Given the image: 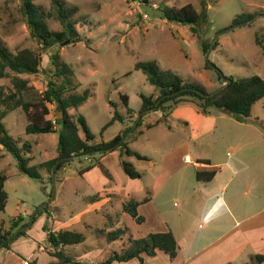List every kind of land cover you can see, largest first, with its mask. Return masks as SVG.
I'll return each instance as SVG.
<instances>
[{
  "label": "rangeland",
  "instance_id": "1",
  "mask_svg": "<svg viewBox=\"0 0 264 264\" xmlns=\"http://www.w3.org/2000/svg\"><path fill=\"white\" fill-rule=\"evenodd\" d=\"M63 1L66 2L67 7L77 10L74 19L82 42L71 43L65 47L58 44L46 50L32 37L21 11L20 0H0V39L12 53L30 49L42 59V71L39 75L24 76L33 88L28 99L38 97L45 92L51 71L54 70L51 55L60 52L62 61L75 72L76 81L81 85L79 91L88 89L91 92L86 104L78 110H70L69 113L75 117L82 115L86 118L97 142H110L129 127L135 126L134 123L143 107L142 96L159 97L158 89L148 82L141 71L135 70L138 63L156 62L163 70L173 71L185 81L203 86L209 93L221 89L222 78H219L216 70L208 67L201 43H212L218 34L231 28L238 16L257 15L253 24L240 27L220 37L219 45L210 56V63L227 78L233 77L236 80L264 78V0ZM53 2L54 0H36L35 3L47 14H51L54 12ZM186 5H193L200 13H204L206 9L209 16L210 23L201 26L197 35H194L189 27L169 23L160 11L162 7L182 8ZM48 24L52 31L63 30L60 22L54 17L49 19ZM257 37L261 40L262 46L257 45ZM0 86L11 90L13 88L9 79L1 81ZM125 95L129 98V108L135 111L132 117L127 115V107L122 99ZM50 110L49 119L53 121L59 119L60 112L56 110V106L51 105ZM116 110L126 118L125 123L117 122L102 132L112 120ZM156 117V112H152L132 138H128L131 132L127 135L129 148L149 158L150 162L129 157L121 150L107 155L99 153L75 159L56 174L55 197H51L54 189L51 180L53 171L46 167L39 169L43 177L42 186L40 182L23 176L18 169L16 159L0 146V172L8 176L5 187L9 195L8 206L5 213H0V225L4 227L5 232L11 231L13 223H20V218L25 219L23 224L30 223L28 217L38 208L46 205L48 214L45 216L47 215L48 219L51 217L55 219L50 230L78 231L87 237L86 243L68 248V254L80 260L77 257L94 249L92 246L103 244L105 250L103 259L90 263L102 264L112 253L121 254L129 249L131 240L143 237L147 231L158 229L156 218L153 216H147L146 225L140 226L129 215L124 214V206L129 202L124 204L111 193L110 185L104 186L108 173L105 174L101 165L113 173L116 182L122 184V187L126 188L124 185L131 187L125 195L130 193L135 199L141 198L146 195L145 188L151 186L149 196L153 198L156 195L159 203H163L167 220L173 222L184 217L190 225L193 224L196 216L192 214L188 217V211L175 204L172 205L170 200L172 197H179L182 202L186 200H189V203L194 202L195 168L186 163L185 156L189 153L194 158L200 152V155H206L208 149L202 150L199 145L185 143L187 138L184 128L173 121L153 129L147 128ZM4 123L9 134L15 140L21 141V147L24 144L31 145V154L28 155L31 159V167H39L58 158L59 135H27L28 121L21 109L10 113ZM81 136L84 138L83 133ZM242 146V143L238 145V151ZM98 162H101V165L90 172L87 178L85 174H81L83 170L97 165ZM123 162L132 163L142 174V180L130 181L123 172ZM171 172H176L180 177L185 176L187 182L184 188L177 186L175 189L172 188L171 182L168 189L172 188L173 191L167 199L166 186L160 193L157 191V195L153 184L162 174L169 175ZM246 189V187L242 188L239 198L245 205H250L254 200L253 190L251 195L242 194ZM92 195L99 197L100 200L106 198L107 210L76 217V214L85 209L80 200L81 196ZM127 197L125 196V199ZM86 202L89 200L86 199ZM249 208L244 210L245 215L249 210L254 215L257 213L256 205L253 210ZM75 218L77 221L73 223ZM118 229H128L129 233L122 239L110 243L107 235ZM32 230L37 240L42 238V230L40 232L37 226ZM20 239H18L20 240L18 246H22L20 250L25 254L32 253L34 250L32 243ZM45 249L50 250V246L46 245ZM261 254H264V249L261 250ZM164 256L161 254L159 258L150 260V263L163 264L167 261ZM248 259H241L239 262L259 264L254 258L247 261ZM1 260H4L5 264H20L16 256L6 250L2 251Z\"/></svg>",
  "mask_w": 264,
  "mask_h": 264
},
{
  "label": "trees",
  "instance_id": "2",
  "mask_svg": "<svg viewBox=\"0 0 264 264\" xmlns=\"http://www.w3.org/2000/svg\"><path fill=\"white\" fill-rule=\"evenodd\" d=\"M22 3V14L24 15L32 37L46 49L54 48L58 44L66 41L75 43L80 39V33L77 29L75 15L77 10L67 7L63 0H54L51 14H47L41 7L36 5V0H20ZM147 2V0H146ZM161 13L163 18L169 23L189 27L194 35L198 34L199 28L210 23L209 16L206 12L200 13L193 5H186L182 8L162 7ZM52 17L56 18L63 27L61 32L52 31L48 21ZM257 15H241L232 23L239 25L254 20ZM1 21V13H0ZM256 43L262 46L261 40L257 37ZM212 43H201L204 54L206 55ZM219 43L216 44L217 47ZM215 50V48H214ZM54 70L51 71V78L48 82L47 89L38 97L29 98L32 91L29 80L24 76H37L42 71V59L30 49L20 50L12 53L0 39V82L10 80L12 90L5 86H0V146L11 154L17 161V166L23 176L34 181L40 182L43 186V177L39 172L40 168H48L53 171L59 161H62L57 169L58 174L67 167L73 160L95 154L113 153L121 150L122 153L129 157H135L139 161L150 162V159L132 151L129 148L127 139H123L133 129V126L126 129L110 142H97L96 136L91 132L87 120L84 116L77 117L71 115L70 110H78L88 102L91 97L90 90L79 91L81 85L77 83L74 70L61 59L60 52L51 55ZM136 71H141L148 82L156 87L160 93L158 98L153 96H142L143 107L139 112L141 120L138 128L133 131L128 138L143 125L144 120L156 108L160 99L164 98L155 112H161L162 118L155 123L148 124L147 128L153 129L161 124H168L170 116L174 109L183 104H193L197 107L198 112L208 115L212 109L222 111L233 117L240 123H247L253 118V107L264 99V78L252 77L245 79H234L225 77L229 84L224 90L211 96L212 93L198 84L185 81L181 76L173 71L163 70L156 62L138 63ZM221 79V72L216 70ZM124 105L127 107V115L132 117L135 111L129 108L128 96H122ZM55 105L58 112L63 111V119L55 121L49 119L51 115L50 106ZM21 109L28 121L26 133L29 136H40L48 134H58V158L41 166H30L31 145L24 144L20 146L21 141L15 140L8 132L4 120L8 115L16 110ZM138 120V119H137ZM124 118L117 110L112 120L102 129L105 132L109 127L117 122L125 123ZM137 122V121H136ZM134 123V125L136 124ZM83 133L84 138L81 136ZM1 161V160H0ZM100 165L91 166L81 172L82 175L93 171ZM123 171L130 180H141L142 174L137 171L135 166L129 162H123ZM107 172H105L106 174ZM109 176V175H108ZM216 176V172L197 174L199 182H211ZM53 181V178L51 179ZM8 176L0 172V213H5L9 195L5 189ZM54 189L51 197H53ZM99 197L90 198V201L97 202ZM150 201V198L143 202L130 201L124 206V213L128 214L137 224H143L145 218L139 215L138 208L141 204ZM48 214V206L38 211L34 219V225L40 217ZM31 219V215L28 217ZM20 223L15 222L11 231L5 232L4 227L0 225V247L2 251H10L13 243L22 237H28L27 231L21 232L16 238H10L21 228L29 225L24 223L25 219L20 218ZM43 231L47 235V241L50 246L48 254L56 261L50 264H83L82 260H76L68 254L67 249L86 243L85 234L78 231H52L46 226ZM129 230L118 229L107 235V240L114 243L124 237ZM158 252H163L174 262L179 255V246L177 239L172 231L167 233L150 234L145 238L134 239L130 241L129 249L123 253H112L108 260L102 264H131L138 261L139 264H146L145 257L155 258ZM254 260L259 264H264V255H257Z\"/></svg>",
  "mask_w": 264,
  "mask_h": 264
},
{
  "label": "crops",
  "instance_id": "3",
  "mask_svg": "<svg viewBox=\"0 0 264 264\" xmlns=\"http://www.w3.org/2000/svg\"><path fill=\"white\" fill-rule=\"evenodd\" d=\"M252 113L251 121L240 123L228 114L216 109H212L208 115H203L198 112L197 107L193 104H183L173 110L169 120L184 128L187 138L185 143L199 145L203 148L202 150L208 149L206 155H200V152L194 158L189 153L185 156L186 163L195 168L194 202L189 203V200L182 202L179 197H172L170 200L172 205L175 204L188 211V217H191L192 214L196 216L191 225L188 220L185 221L184 217L173 222L167 220L163 203H159L156 195L153 198L149 196L151 186L145 188L146 195L141 198L135 199L130 193L125 195L131 187L124 185L125 188L121 186L122 184H118L113 173L105 169L100 162L104 172L109 175L107 176L108 179L104 180V186L110 185L111 193L122 200L124 204L130 201L143 202V200L150 198V201L141 204L138 208L139 215L145 218V222L138 225H146V217L153 216L156 218L155 223L158 229L147 231L143 237L137 239L145 238L150 234L169 231H172L177 239L179 255L174 262L163 252H158L155 258L145 257L146 264H154L150 263V260L159 258L161 254L165 255L167 260L163 264H242L243 262H239L241 259L249 258L247 260L249 261L257 255H264L261 254V250L264 249V99L253 107ZM156 116L152 123L160 120L163 115L161 112H156ZM239 142L243 145L239 149L240 151H238ZM199 172H216V176L211 182H199L197 179ZM89 173H85V178ZM184 177L177 176L176 172H171L169 175L164 173L156 180L153 187L156 193L157 191L160 193L166 186L168 199V195H171V191L177 186L178 188L186 186L187 179ZM171 182L173 189H168ZM243 187L247 188L246 192L242 193L244 195H251L253 190L254 200L252 203L250 201V205H245L240 201L239 196ZM125 196H128V199H125ZM92 197L93 195L81 196L80 200L85 209L76 214V217L107 210L108 200L106 198L92 202L90 201ZM86 199L89 202H86ZM255 205L257 206V213L254 215L249 210L250 213L245 215L244 210L249 207L253 210ZM219 214L224 216L219 217ZM76 219H73V223L77 221ZM54 221V218L48 219L47 215H43L27 232L28 237H22L24 242L32 243L34 248L32 253L25 254L20 250L22 246L19 247L18 244H20L21 239L15 241L8 252L14 254L20 264H26V262L50 264L55 262L56 260L50 257L45 249L49 243L47 235L43 231L45 226L48 229L51 228ZM35 226L40 232L42 230L40 241L34 237L32 229ZM92 248L94 249L88 250L85 255H80L77 258L88 264L103 259L105 251L103 244L92 246ZM1 253L0 264H5V261L1 260ZM245 255L247 256L242 258ZM40 258H42L41 262ZM131 264L139 263L133 261Z\"/></svg>",
  "mask_w": 264,
  "mask_h": 264
},
{
  "label": "water",
  "instance_id": "4",
  "mask_svg": "<svg viewBox=\"0 0 264 264\" xmlns=\"http://www.w3.org/2000/svg\"><path fill=\"white\" fill-rule=\"evenodd\" d=\"M254 22H255V20H252V21H249V22H247V23H242V24H239V25H234V26H232L229 30H227L226 32H222V33L218 34V35L216 36L215 40L212 42L211 47H210V49L208 50V52H207V54H206V59H207V62H208V67L211 68V69L217 70V69L213 66V64L210 63V56L212 55V53H213V51H214V48H215L216 44L218 43V41H219V39H220L221 36H223V35L226 34V33L231 32V31H234V30H236V29H238V28H240V27H244V26H247V25H251V24H253ZM75 42H76V43H80V42H82V41H81V39H77ZM70 44H71V41H66V42H64V43L62 44V46L65 47V46L70 45ZM221 77H222L223 86H222L221 89H219L218 91L212 93L211 96H215V95L221 93V92L224 90V88L229 84V81L225 79V77L223 76L222 73H221ZM163 99H164V98H162V99L159 100V102L157 103V106H156V108L153 110V112H155V111L158 109V107H159V105L161 104V102L163 101ZM143 115H144V114H143ZM143 115H140V116L138 117V120H137L135 126H134L133 129L130 131L131 133L129 132L130 134H132L133 131L135 130V128H137V126H138V124H139V122H140V120H141V117H142ZM58 116H59V117H58L59 119H63V117H64V112L61 111V112L59 113ZM129 133H128V134H129ZM126 139H127V136L123 139V142H124ZM61 162H62V161H59V162L57 163V165L55 166L54 170H53V188H54L53 196H54V197L56 196V180H55V179H56V173H57V169H58L59 165L61 164ZM45 206H46V205H43V206H41L40 208H38V209H37V210L31 215V219H30V223H29V225L26 226V227H24V228L19 229L18 231H16L15 234L10 238V240L16 238V237H17L21 232H23V231H29V230H31V228H32L33 225H34V219H35L36 214L38 213V211H39L40 209H42V208L45 207ZM1 248H2V247H0V250H1Z\"/></svg>",
  "mask_w": 264,
  "mask_h": 264
},
{
  "label": "built area",
  "instance_id": "5",
  "mask_svg": "<svg viewBox=\"0 0 264 264\" xmlns=\"http://www.w3.org/2000/svg\"><path fill=\"white\" fill-rule=\"evenodd\" d=\"M26 264H30V263L26 262Z\"/></svg>",
  "mask_w": 264,
  "mask_h": 264
}]
</instances>
